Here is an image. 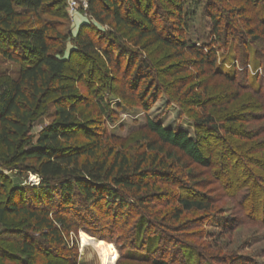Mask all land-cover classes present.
Returning a JSON list of instances; mask_svg holds the SVG:
<instances>
[{"label": "trees", "instance_id": "obj_1", "mask_svg": "<svg viewBox=\"0 0 264 264\" xmlns=\"http://www.w3.org/2000/svg\"><path fill=\"white\" fill-rule=\"evenodd\" d=\"M191 1H194L193 4L200 2ZM218 1L221 2L205 0L210 8L206 14L211 20V26L207 39L196 47L185 39L186 21L193 15L182 13L181 3L175 12L178 25H171L175 33L168 34L164 27H159L139 9L138 0H86V12L94 24L82 25L73 36L58 32L55 23L42 19L43 16H58L55 14L58 9L54 8L65 0H0V56L21 64L18 78L0 86V165L7 170H18L21 174L39 178L36 192L26 194L24 188H10L5 194V202L0 203V227L3 234L26 236L16 242L21 252L33 259L40 244L51 250L64 248L66 238L76 231L79 220L90 225L86 231L94 237L118 233L116 226L109 229L108 233L107 226L101 229L104 226L97 224L101 222V217L93 215V209L97 210L109 200L110 192L114 193L112 201L119 208L122 204L129 205V200L123 195L126 191L132 194L131 198L138 206L164 196L152 192L156 182L181 188L183 181L171 173L169 170L172 166L159 157L162 145L176 149L199 166L209 168L213 165L211 155L205 157L202 154L196 139L190 138L184 131L167 129L152 119L146 120L145 130L153 135L159 146L148 143L146 151L136 157L132 158L125 150L109 149L101 153L102 146L97 140L78 145V139L83 135L76 131L87 130L88 125L83 121L84 116L76 103L79 97L74 96V90L67 85L79 76V72L71 65L72 56L87 61L104 59L112 71L117 73L120 62L127 60V64H132L136 60L137 54L128 49L125 43L135 48L147 47L148 44L141 45V42L151 40V45L159 44L171 49L176 41L179 48L196 57L210 75L258 97L264 107V76L256 74L249 77L248 71L244 69L250 64L253 46L260 41L253 34H264V21L258 12L261 0H223L222 3L229 8H223L222 18L219 17V11L213 10L214 2ZM95 24L109 27L110 31L105 33ZM68 40H71L74 49L66 59L64 53ZM255 50L252 58L253 62L257 60L258 63H254V69L263 66L264 72V53H256L259 51L257 48ZM218 57L223 64L218 63ZM234 60L243 67L241 71L236 70L231 63ZM224 61L231 63L229 69L225 68ZM146 72V66L139 62L127 83L129 91L137 97L144 112L150 110L159 95L156 90L149 93L146 84L142 86V81L148 78ZM98 101L102 116L109 120L106 101L103 97ZM47 114L50 122L36 137H32V125ZM242 118L248 121L259 117L251 114L243 115ZM214 121L213 115L202 112L193 123L197 129L205 128L216 140H224L221 137L222 131L215 126ZM228 123L235 125L237 122L230 119ZM234 130L226 129L225 133L231 135ZM257 136L244 139L252 140ZM228 145L229 151L234 149L233 143L228 141ZM250 149L252 145L246 150ZM224 153L229 154L228 150ZM260 164L264 171V161ZM76 193L83 203L79 208L72 206ZM174 202L176 208L155 216L163 225L180 221L184 212L203 209L199 201L179 198ZM171 204L169 199L161 206ZM124 209L119 208V213L122 214ZM112 212L118 213L114 210ZM9 217L14 221L20 220L21 228L7 225ZM151 219L142 215L136 225L135 240L132 246L129 245L136 251L129 254L135 261L147 262V256L158 253L160 243L164 241L160 232L149 237L145 244L142 241L148 228L160 229ZM32 233L38 235L37 239L30 236ZM180 244L179 250L185 253L182 256L185 264H196L192 259L194 255L197 256L195 260L200 262L198 258L202 256L197 249ZM111 248L115 263L118 256L114 248ZM142 252L145 255L140 254ZM150 264L168 263L153 260Z\"/></svg>", "mask_w": 264, "mask_h": 264}, {"label": "rangeland", "instance_id": "obj_2", "mask_svg": "<svg viewBox=\"0 0 264 264\" xmlns=\"http://www.w3.org/2000/svg\"><path fill=\"white\" fill-rule=\"evenodd\" d=\"M199 1L196 2L198 4H193L194 1L191 0H138V3L139 9L151 17L155 24L160 25L159 27H164L168 34L175 33L172 26L178 25L175 12L181 3L182 13L193 15L192 18L188 15L190 18L186 21L185 39L197 47L207 39L211 26V20L206 14L210 8L205 0ZM222 1L214 2L213 9L219 11L221 18L224 14L223 8H229ZM71 3L76 5L72 10ZM54 9H58L55 13L58 16H43L42 19L55 23L57 31L62 34L75 36L82 25L94 24L86 12V0H65ZM258 9L264 21V0H261ZM96 27L105 33L110 31L109 27ZM253 35L259 37L260 41L253 46L254 53H250V64L244 69L248 71L249 77L256 74L264 76L263 66L254 69V63L258 61L253 62L252 58L256 48L259 51L256 53H264V34ZM150 41L141 42V45H149L141 46L146 48H135L125 43L128 49L137 54L136 60L132 64H127V60L120 62L117 73L112 71L110 64L104 59L87 61L72 56L71 65L79 72V76L67 85L74 90V96L79 97L76 103L84 116L83 121L88 125L87 130H77L76 133L89 136H82L77 144L85 145L91 140H97L102 146L101 153L109 149L125 150L133 158L146 151L148 143L159 146L153 135L145 130L146 120L152 119L167 129L184 131L190 138L196 139L202 154L205 157L211 155L213 165L209 168L199 166L176 149L162 145L159 157L165 159L167 164L172 166L169 171L183 181L181 188L156 182L152 192L164 196L138 206L133 202L132 194L126 191L123 195L129 200V205L122 204L119 207L125 208L122 214L119 213L117 203L112 201L114 193L110 192L109 200L97 210L93 209V215L101 217V222L97 223L100 227L104 226L101 229L107 226L108 233L109 229L112 230L116 226L118 233L94 237L86 231L90 225L79 220L76 231L66 238L64 248L51 250L52 248L47 249L50 247L46 248L40 244L39 248L42 250L37 249L33 259L21 252L16 243L26 236L4 235L0 227V264H101L93 249L86 248L81 253V232L108 244L112 255L111 264L114 263L111 246L118 256L114 264H150L153 260L168 264H185L182 260L185 253L179 250L180 243L185 247L197 249L202 257L198 258L200 262L195 260L196 255L192 257L196 264H264V171L260 164L264 161L262 103L258 97L245 92L239 86L210 75L196 57L179 48L178 42L175 41L174 47L170 49L159 44L151 45ZM73 49L71 40H68L64 58L67 59ZM139 62L146 66L148 77L142 81V86L146 84L149 93L156 90L159 94L148 112H144L127 84ZM222 62L218 57V63L223 64ZM231 63L235 65L236 70L243 69L239 62L234 60ZM231 63L224 61L225 68L229 69ZM20 70L21 64L0 56V86L9 80L17 79ZM101 97L106 101L105 109L109 120L102 116L98 103ZM202 112L213 115L215 126L222 131L221 137L224 140H216L205 128L197 129L194 126L193 121L197 120ZM251 114L259 118L244 121L242 116ZM48 115L37 119L32 125V137H36L48 125ZM230 119H235L237 123L229 124ZM230 128L235 130L228 135L225 131ZM254 135H258L257 138L244 139ZM228 141L235 145L233 150L229 151ZM249 145H252V149L246 150ZM225 150H228V155H225ZM38 186L37 176L21 174L18 170H7L0 165V203L5 202V194L10 188H24L26 194H31L37 191ZM78 197L79 194L76 193L72 202L74 208L83 204ZM175 197L199 201L203 209L184 212L180 221L167 222L164 226L155 216H161L176 208ZM169 199L171 205L161 206ZM113 210L119 214H114ZM142 215L152 218L153 224L161 229L148 228L142 238L144 244L158 232L163 234L164 240L160 243L158 253L147 256V262L135 261L129 257L130 253L136 252L130 246L135 240L134 232ZM19 223L20 220L14 221L12 217L7 220V225L21 228ZM30 236L34 239L38 237L34 233ZM31 243L35 246L34 242ZM140 254L145 255L144 252Z\"/></svg>", "mask_w": 264, "mask_h": 264}, {"label": "bare ground", "instance_id": "obj_3", "mask_svg": "<svg viewBox=\"0 0 264 264\" xmlns=\"http://www.w3.org/2000/svg\"><path fill=\"white\" fill-rule=\"evenodd\" d=\"M80 251L84 252L86 248H91L96 253L101 264H111V250L104 241L96 240L83 232L79 234Z\"/></svg>", "mask_w": 264, "mask_h": 264}, {"label": "built area", "instance_id": "obj_4", "mask_svg": "<svg viewBox=\"0 0 264 264\" xmlns=\"http://www.w3.org/2000/svg\"><path fill=\"white\" fill-rule=\"evenodd\" d=\"M75 6H76L75 3H71V5H70L71 10L74 9Z\"/></svg>", "mask_w": 264, "mask_h": 264}]
</instances>
